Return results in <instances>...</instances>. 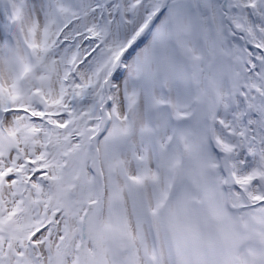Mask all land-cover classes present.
Returning a JSON list of instances; mask_svg holds the SVG:
<instances>
[{"label":"snow or ice","instance_id":"6c2138e0","mask_svg":"<svg viewBox=\"0 0 264 264\" xmlns=\"http://www.w3.org/2000/svg\"><path fill=\"white\" fill-rule=\"evenodd\" d=\"M209 222L264 264V0H0V264H187Z\"/></svg>","mask_w":264,"mask_h":264},{"label":"rangeland","instance_id":"374dc122","mask_svg":"<svg viewBox=\"0 0 264 264\" xmlns=\"http://www.w3.org/2000/svg\"><path fill=\"white\" fill-rule=\"evenodd\" d=\"M228 214L230 216L237 215L230 208ZM234 226L240 227L238 221ZM232 227L233 225L229 224L202 223L201 231L205 234V239L199 246H195L191 241H188L183 247V257L187 264H230V257L223 236ZM251 243L256 247L261 246L259 240L251 241ZM169 264H181V259L175 249L171 252Z\"/></svg>","mask_w":264,"mask_h":264}]
</instances>
